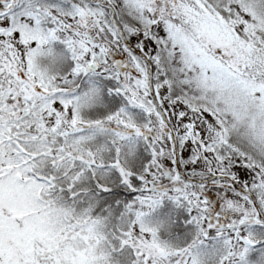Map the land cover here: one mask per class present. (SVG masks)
Segmentation results:
<instances>
[{
    "label": "snow or ice",
    "instance_id": "obj_1",
    "mask_svg": "<svg viewBox=\"0 0 264 264\" xmlns=\"http://www.w3.org/2000/svg\"><path fill=\"white\" fill-rule=\"evenodd\" d=\"M0 264H264V0H0Z\"/></svg>",
    "mask_w": 264,
    "mask_h": 264
}]
</instances>
